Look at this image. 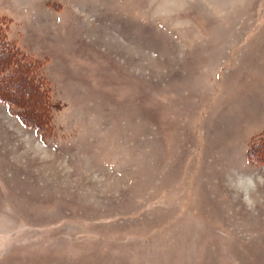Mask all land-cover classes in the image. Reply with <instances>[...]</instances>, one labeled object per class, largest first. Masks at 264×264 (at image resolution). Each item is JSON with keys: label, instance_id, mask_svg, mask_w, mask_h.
I'll list each match as a JSON object with an SVG mask.
<instances>
[{"label": "rangeland", "instance_id": "obj_1", "mask_svg": "<svg viewBox=\"0 0 264 264\" xmlns=\"http://www.w3.org/2000/svg\"><path fill=\"white\" fill-rule=\"evenodd\" d=\"M1 62L0 264H264V0H0Z\"/></svg>", "mask_w": 264, "mask_h": 264}, {"label": "trees", "instance_id": "obj_2", "mask_svg": "<svg viewBox=\"0 0 264 264\" xmlns=\"http://www.w3.org/2000/svg\"><path fill=\"white\" fill-rule=\"evenodd\" d=\"M6 61V60H5ZM2 62H4V61H2ZM2 62L0 63V64H2ZM44 116V115H43Z\"/></svg>", "mask_w": 264, "mask_h": 264}, {"label": "bare ground", "instance_id": "obj_3", "mask_svg": "<svg viewBox=\"0 0 264 264\" xmlns=\"http://www.w3.org/2000/svg\"><path fill=\"white\" fill-rule=\"evenodd\" d=\"M229 233V232H228Z\"/></svg>", "mask_w": 264, "mask_h": 264}]
</instances>
